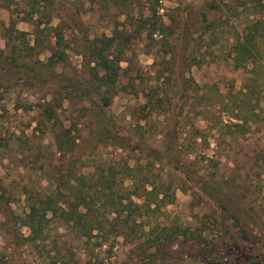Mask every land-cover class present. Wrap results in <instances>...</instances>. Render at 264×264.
Returning a JSON list of instances; mask_svg holds the SVG:
<instances>
[{"label": "rangeland", "instance_id": "rangeland-1", "mask_svg": "<svg viewBox=\"0 0 264 264\" xmlns=\"http://www.w3.org/2000/svg\"><path fill=\"white\" fill-rule=\"evenodd\" d=\"M117 31L120 87L90 88L88 49ZM58 82L80 91L62 100ZM0 83V264H264V0H0ZM149 92L161 114L139 119ZM128 156L137 178L85 193L89 212L72 178Z\"/></svg>", "mask_w": 264, "mask_h": 264}, {"label": "trees", "instance_id": "trees-1", "mask_svg": "<svg viewBox=\"0 0 264 264\" xmlns=\"http://www.w3.org/2000/svg\"><path fill=\"white\" fill-rule=\"evenodd\" d=\"M157 1H159V0H157ZM155 24H157V22H154L153 28L150 31V35L152 38L155 34H162L163 33L162 28H156ZM54 28H56V27H54ZM122 33H124V32L120 33L117 31L116 37L114 39L108 40L107 43L103 44V46L98 47L97 44H94L93 46H90V48L88 49L89 50V60H90V62L88 64V66H89L88 69L90 71H92V73L90 74V80H89V82H90L89 87L90 88L92 87L93 82H95L100 89H102V88L103 89L104 88L110 89V88H119L120 87L119 83L121 82L122 71H123L122 62L126 61L124 54H125L126 48H128V42L130 41V37H131L128 34H126L128 36L122 35ZM249 34L252 35L251 32ZM54 37L57 38V40L55 41L54 44L50 43L48 45H44V47H43V48H47V49L51 50V56L49 57V61H48L49 64L48 65H50L52 68L56 67L58 65V63L61 62L62 60L63 61L65 60L64 59L65 52H63V50L59 47V45L62 44L61 40H62L63 36L61 34H55ZM7 41H8V39H7ZM257 52H258V49L254 44L250 45V43L246 44L244 42L243 51H242L241 55L243 58L250 61L252 64L254 63V66H256V64H257V60H256V58H254L255 56H257ZM17 58L18 57L13 58V61L16 64L18 61ZM93 62L95 63V66L91 67ZM59 82L56 85V87L54 89H52V91H53L54 95L60 96V98H62V100L68 99L69 93L71 90L78 91L80 89V88H75L76 89L75 90L74 87L72 86V83L64 84V83H59ZM81 96L84 97V95L82 93H81ZM112 97H113V95L102 96V100L104 101L106 106L110 105L109 102H111ZM144 98H145V103H146V105L143 107L144 109H142V107L140 106V107H138V109H136V112H135V114L137 116H139V119H141V116L143 117L144 111H146V114H147L146 117H143L144 120H146V118H148L147 116H149V115L154 116L156 114H161L162 110L161 111H158V110H160L159 108L162 106V102L160 100L156 99L154 97L153 93H151V92H149L148 94L145 93ZM257 102L260 103V99H258ZM54 103H55L54 98L52 99L51 102L45 103L44 104L45 111H50L51 107L53 109ZM253 110L256 111L255 109H253ZM158 112H160V113H158ZM253 115L256 116L255 114H253ZM236 117H237V119H240L243 122H246V120H247L243 117V115H241L239 113H237ZM48 119L50 120V117H48ZM106 122H107V119H105V120L103 119L102 122H100V125L98 126L97 134H104L105 135L104 139L117 138L113 134V132H111L112 129H108ZM234 124H235L234 126H241V124H239V123H234ZM197 136L199 137L200 135H197ZM76 140H77V138L73 136V138L71 139V142H70L71 147L68 148V150L70 152H72L71 153L72 156H73V152H74L72 146H74V144L76 143ZM94 140H97V135L94 138ZM114 140H116V139H114ZM120 140L124 141V143L121 145H119L117 143V141H115V143L120 148H126L127 146H125V145L127 143L128 144L132 143L131 138H130V142L128 141L127 138L126 139L121 138ZM137 142H139V141H137ZM126 150L131 152V147L127 148ZM165 151H166V148H165ZM128 159H129V156L125 157L124 159L122 158L121 159L122 161L119 162V166L120 167L123 166V168H124L123 174L116 171V166H117L116 165L111 170L108 169V170H105V171L103 170L100 172H96V170L87 171V172L80 173V175H76L77 177L74 176L72 178L73 183H71V185H70L71 193L76 194L78 196H82L84 199L85 205L87 206L86 208H88V210L90 212V208L92 206V199L89 198L87 200L84 196L85 193H89L92 189H94V190L96 189V191H98V192H103V190L112 191L114 188V185H116L120 181L122 182L125 179L132 180L134 178H137L136 166L130 167ZM167 160H169L171 163L174 162L173 161L174 159H172V158H169V159L167 158ZM175 166L177 168H179V166L177 164ZM134 186H135V184H134ZM98 192L96 193L97 195H99ZM135 192H136V194L141 196L140 193H138V191H135ZM0 198L1 199L4 198V191H3L2 197H0ZM147 203H148V206H150L152 204V201L149 200V201H147ZM153 203H154V201H153ZM78 207H80L79 204L77 205V208ZM150 208H152V207H150ZM76 213L78 214V217H79L78 219H75V217H74V215ZM36 214H37V210H35V207H33L31 213L29 215H27V219L25 221V224H27L29 226L30 230L32 232H34V235L40 234V229L42 228V227H39V226H42L41 221H39V218H45V216H46L45 214H42V213L39 214V216H37ZM68 214H69V217L65 218V219L68 222H70V220H74L75 224H77V225L83 223L82 218L86 217V214H83L80 211H75V213H73L71 211ZM89 230H91V228ZM28 240H31V236L28 238Z\"/></svg>", "mask_w": 264, "mask_h": 264}]
</instances>
